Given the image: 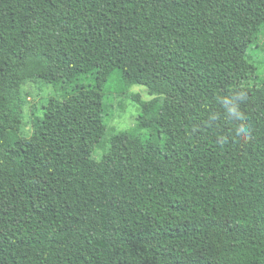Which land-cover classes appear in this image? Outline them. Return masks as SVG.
Masks as SVG:
<instances>
[{"label": "trees", "instance_id": "trees-1", "mask_svg": "<svg viewBox=\"0 0 264 264\" xmlns=\"http://www.w3.org/2000/svg\"><path fill=\"white\" fill-rule=\"evenodd\" d=\"M263 32L264 0H0V264H264ZM114 80L151 99L106 137Z\"/></svg>", "mask_w": 264, "mask_h": 264}, {"label": "rangeland", "instance_id": "rangeland-1", "mask_svg": "<svg viewBox=\"0 0 264 264\" xmlns=\"http://www.w3.org/2000/svg\"><path fill=\"white\" fill-rule=\"evenodd\" d=\"M53 39V29L46 26L34 25L25 29L22 34V46L25 47V51H23L25 56L22 60L24 69H28L32 65V58H36L37 55L47 58L50 56ZM258 43L259 47H255L253 51H250V54L257 69L256 75L260 78H264V50H261L264 48V32L259 38ZM247 84L249 86L254 85V77L249 79ZM117 90H119L118 83L114 80L109 82L108 90L105 91V95H107L108 98H113L110 120L104 121L106 125V137H109L114 130H126L135 125L136 118L140 113V107L138 102L133 100L134 96H137L139 100L143 102L151 99L144 86L135 85L128 89H124L121 95L118 94L119 92ZM22 93L27 103L23 110L27 123L33 112H38V115L41 116L43 112L42 108L46 102L50 98L58 97V94L55 93L51 85L45 84L40 80L25 82L22 86ZM143 134L146 135L145 132ZM26 136H28L27 133ZM100 156V152H96L93 158L99 160Z\"/></svg>", "mask_w": 264, "mask_h": 264}]
</instances>
